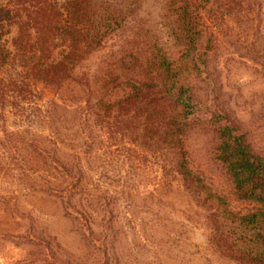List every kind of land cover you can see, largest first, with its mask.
Returning a JSON list of instances; mask_svg holds the SVG:
<instances>
[{"label": "trees", "instance_id": "16d2710c", "mask_svg": "<svg viewBox=\"0 0 264 264\" xmlns=\"http://www.w3.org/2000/svg\"><path fill=\"white\" fill-rule=\"evenodd\" d=\"M140 1L0 0V187L9 186L15 198H55L89 234L106 219L114 179L135 194L148 189L133 178L148 157L150 170L175 173L216 212L221 200L188 166L184 136L195 105L158 30L135 17ZM261 1L202 0L200 8L201 0H165L161 27L181 44L186 60L198 47L200 9L202 26L212 27L235 11L260 10ZM123 33L129 34L118 51L96 67L94 90L84 81L68 92L77 67ZM225 148L238 192L264 202V162L237 137ZM127 173L129 185L121 182ZM174 179L154 178L152 189L168 188Z\"/></svg>", "mask_w": 264, "mask_h": 264}, {"label": "rangeland", "instance_id": "374dc122", "mask_svg": "<svg viewBox=\"0 0 264 264\" xmlns=\"http://www.w3.org/2000/svg\"><path fill=\"white\" fill-rule=\"evenodd\" d=\"M164 3L141 0L135 17L158 30L169 60L182 67L195 105L184 136L188 166L220 195L219 211L211 200L185 190L175 173L150 170L149 157L133 176L148 186L143 192H130L109 176L115 182L108 188V212L97 223L104 226L93 225L90 234L55 198H15L9 186L1 185L0 264H264V202L238 192L224 160L225 144L237 137L264 162V0L260 10L235 11L212 27L207 21L202 26L200 9L198 47L186 60L181 44L161 27ZM128 34L112 36L93 51L75 70L68 92L84 81L93 91L96 67ZM49 132L44 128L43 134ZM131 175L121 182L131 184ZM154 178L175 179L155 191Z\"/></svg>", "mask_w": 264, "mask_h": 264}]
</instances>
